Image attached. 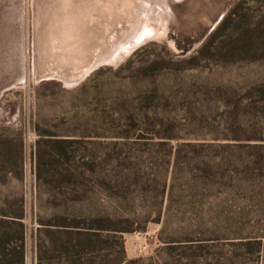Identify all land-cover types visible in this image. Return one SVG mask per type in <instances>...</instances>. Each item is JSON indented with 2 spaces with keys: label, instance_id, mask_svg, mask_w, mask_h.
<instances>
[{
  "label": "rangeland",
  "instance_id": "374dc122",
  "mask_svg": "<svg viewBox=\"0 0 264 264\" xmlns=\"http://www.w3.org/2000/svg\"><path fill=\"white\" fill-rule=\"evenodd\" d=\"M1 225L22 264H264V0H0Z\"/></svg>",
  "mask_w": 264,
  "mask_h": 264
},
{
  "label": "trees",
  "instance_id": "16d2710c",
  "mask_svg": "<svg viewBox=\"0 0 264 264\" xmlns=\"http://www.w3.org/2000/svg\"><path fill=\"white\" fill-rule=\"evenodd\" d=\"M9 222H15L19 226L21 233V223L18 219H10ZM0 226V264H22V248L20 244L11 243L7 239L6 230ZM21 236V235H20Z\"/></svg>",
  "mask_w": 264,
  "mask_h": 264
},
{
  "label": "bare ground",
  "instance_id": "6f19581e",
  "mask_svg": "<svg viewBox=\"0 0 264 264\" xmlns=\"http://www.w3.org/2000/svg\"><path fill=\"white\" fill-rule=\"evenodd\" d=\"M145 35H147V34H144V36H145ZM144 36H143V37H144ZM143 37H142V38H143ZM119 55H120V53H117L116 57H119Z\"/></svg>",
  "mask_w": 264,
  "mask_h": 264
}]
</instances>
